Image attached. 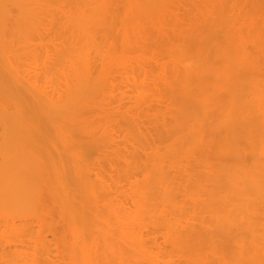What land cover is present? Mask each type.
Segmentation results:
<instances>
[{"label":"bare ground","instance_id":"1","mask_svg":"<svg viewBox=\"0 0 264 264\" xmlns=\"http://www.w3.org/2000/svg\"><path fill=\"white\" fill-rule=\"evenodd\" d=\"M0 264H264V0H0Z\"/></svg>","mask_w":264,"mask_h":264}]
</instances>
